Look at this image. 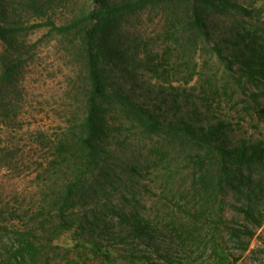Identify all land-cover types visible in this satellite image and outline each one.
<instances>
[{
  "label": "rangeland",
  "instance_id": "obj_1",
  "mask_svg": "<svg viewBox=\"0 0 264 264\" xmlns=\"http://www.w3.org/2000/svg\"><path fill=\"white\" fill-rule=\"evenodd\" d=\"M119 1L4 0L0 7V23L21 28L0 40V78L13 68L0 86V264L249 259L252 242L264 240L263 167H242L243 175L232 167L230 182L217 152L182 135L151 133L105 100L106 135L98 149H84L90 79L80 39L37 25H64ZM235 1L251 13L205 9L208 37L189 24L192 5L127 12L110 32L125 55L109 59L111 82L137 80L180 105L190 97L203 122L229 124L228 144L264 145V86L233 50L245 38L264 44V0ZM62 144L76 154L68 161ZM78 174L81 188L63 211L61 198ZM134 222L147 231H134Z\"/></svg>",
  "mask_w": 264,
  "mask_h": 264
},
{
  "label": "trees",
  "instance_id": "obj_2",
  "mask_svg": "<svg viewBox=\"0 0 264 264\" xmlns=\"http://www.w3.org/2000/svg\"><path fill=\"white\" fill-rule=\"evenodd\" d=\"M34 0H32L33 2ZM160 3H176L192 5L189 24L198 32L211 35V26L205 9L214 10L222 14L227 13H246L251 11L243 3L235 0H121L119 2L105 3L101 9L76 17L64 25H57L55 22L38 24L37 27L48 25L57 33L68 36L73 34L80 39V45L86 55L87 69L90 79V91L88 94V112L82 122V132L79 136L84 149L94 150L100 147V141L106 135V127L102 124L100 115L102 106L99 100L114 103L124 111L128 112L139 120L151 133L167 132L182 135L186 139L200 145L209 147L217 152L219 157L224 160L222 172L224 178L233 182L236 176L232 167H238L243 175L242 167L254 169V167L264 168V145L261 142L248 143L242 140L238 144H228L227 131L229 124L219 121L217 123L206 119H201V112L197 108V103L191 105L190 97L183 98V106L177 100L171 101L163 97V92L154 89L152 85H144L137 80L131 83L121 82L113 84L107 68L110 58L122 59L124 52L114 48L111 42V35L118 27L120 18L127 12H135L147 5H158ZM4 0H0V7H3ZM21 28L4 26L0 23V40L9 42L12 36ZM243 39V38H242ZM233 47L234 55L237 59H245L247 66L246 74L251 79H260L264 86V44L258 42L254 37L245 38L243 44ZM222 54V51H219ZM114 68H118L113 62ZM13 68H8L0 78L2 86L11 76ZM264 113V108L260 110ZM58 147L59 153L68 161L75 156V152L68 145L62 144ZM69 155V156H68ZM229 165V166H228ZM231 165V166H230ZM245 177L239 179L242 185ZM82 179L78 174L72 181L62 196L63 211L70 206L73 196L81 188ZM235 185V184H234ZM240 187V186H239ZM71 205H74L73 202ZM145 224L141 225L134 222V231L146 232ZM27 248L26 246L23 247ZM223 261L229 262V257L222 256ZM231 262H229L230 264Z\"/></svg>",
  "mask_w": 264,
  "mask_h": 264
},
{
  "label": "built area",
  "instance_id": "obj_3",
  "mask_svg": "<svg viewBox=\"0 0 264 264\" xmlns=\"http://www.w3.org/2000/svg\"><path fill=\"white\" fill-rule=\"evenodd\" d=\"M249 259L241 258L230 264H264V240L256 238L248 249Z\"/></svg>",
  "mask_w": 264,
  "mask_h": 264
}]
</instances>
